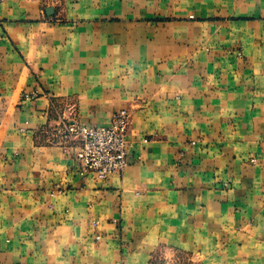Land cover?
Returning a JSON list of instances; mask_svg holds the SVG:
<instances>
[{
  "label": "crops",
  "instance_id": "obj_1",
  "mask_svg": "<svg viewBox=\"0 0 264 264\" xmlns=\"http://www.w3.org/2000/svg\"><path fill=\"white\" fill-rule=\"evenodd\" d=\"M0 264H264V0H0Z\"/></svg>",
  "mask_w": 264,
  "mask_h": 264
},
{
  "label": "built area",
  "instance_id": "obj_2",
  "mask_svg": "<svg viewBox=\"0 0 264 264\" xmlns=\"http://www.w3.org/2000/svg\"><path fill=\"white\" fill-rule=\"evenodd\" d=\"M129 122L130 112L126 108L116 110L107 126L88 127L76 121L65 122L54 129L53 143L76 149L71 161L80 176L95 174L103 180L123 172L130 164L126 152Z\"/></svg>",
  "mask_w": 264,
  "mask_h": 264
}]
</instances>
